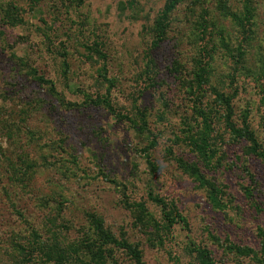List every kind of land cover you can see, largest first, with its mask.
<instances>
[{
  "label": "rangeland",
  "instance_id": "374dc122",
  "mask_svg": "<svg viewBox=\"0 0 264 264\" xmlns=\"http://www.w3.org/2000/svg\"><path fill=\"white\" fill-rule=\"evenodd\" d=\"M222 1L242 15L243 0ZM164 2L0 0V6L20 7L25 22L14 28L0 23V264H52L37 253L21 263L13 245H27L31 231L47 246L66 252L78 248L70 258L65 254L68 264H88L82 246L94 238L90 216L101 217L116 237L123 231L129 241L138 243L144 264H189L183 255L188 242L206 247L219 264H258L229 248H260L264 160L246 154V143L229 139L219 121L213 137L221 163L208 176L221 184L226 207L214 209L205 191L174 161V157L194 161L187 148L174 142L190 116V103L177 82L162 72L174 59L187 69L193 65L200 46L194 24L200 10L208 11L210 23L216 20L224 29L229 49L220 45L216 34L206 37L208 47L214 46L210 85L234 94L235 124L246 116L264 147V0H250L252 17L243 24L246 33L232 17L218 14L217 0L196 7L186 0L172 15L167 38L155 55L161 69L157 84L144 90L139 75L150 40L147 29ZM43 32L50 36V46ZM94 41L101 44L112 87L99 77L103 61L83 48ZM238 48L243 57L234 70L235 59L229 54L235 56ZM62 60L68 64L67 78L60 72ZM28 67L51 81L59 97L29 76ZM233 72L235 79L229 84ZM108 89L111 103L121 113L133 116L134 104L146 112L148 132L139 135L126 120L84 104L83 93L105 94ZM60 97L68 104L63 105ZM150 138L156 141L149 151L157 168L153 182L175 202L189 225L187 235L177 226L162 244L137 230L123 205L126 198L144 201L149 212L159 216L145 192L150 176L141 151ZM115 258L118 264H130L118 251Z\"/></svg>",
  "mask_w": 264,
  "mask_h": 264
},
{
  "label": "trees",
  "instance_id": "16d2710c",
  "mask_svg": "<svg viewBox=\"0 0 264 264\" xmlns=\"http://www.w3.org/2000/svg\"><path fill=\"white\" fill-rule=\"evenodd\" d=\"M84 0H75V3L82 4ZM213 0H190V6L196 7L199 5L205 6ZM215 1V0H214ZM186 0H165L162 8L159 10L153 19L147 33L150 37L148 48L145 52L144 68L139 75L141 83L144 85V90H148L157 84L159 79L158 61L155 55L158 54L161 45L167 38L168 31L172 25V15ZM218 14L223 18L232 17L236 25L245 32L243 27L244 22L251 20L252 12L250 7V0H243L242 15L235 14L229 10L222 0H217ZM189 7V6H188ZM198 20L195 22L196 33L195 36L200 42L196 57L192 60L193 65L187 69L179 60L174 59L163 67L165 69L162 73L163 76L173 78L178 84V88L183 91L190 103V116L184 122V128L180 132V136L175 137V143L182 145L192 154L194 161L184 159L183 157H174V161L184 174L189 176L200 189L205 191L207 199L214 209H223L226 207L224 196L226 195L222 189L221 184L216 180L211 179L208 174L219 170L220 157L217 137L216 126L221 121V129L227 134L229 139L237 142H245V153L264 160V147L258 141L257 136L251 130L250 125L244 116L239 126L234 122V110L232 105V98L234 94L224 93L216 87L210 85V74L212 71L210 57L212 56L213 47H208L206 37L214 33L220 37V45L227 48L223 39L224 29L219 26L216 20L210 23V14L205 9L200 10ZM0 23L4 27L14 28L23 26L24 19L21 16L20 7L14 3H7L0 6ZM40 30V28H37ZM211 30V31H210ZM1 33V32H0ZM246 33V32H245ZM43 37L48 46L52 44L51 38L48 34L43 32ZM210 41V40H208ZM83 48L90 56H97V59L103 61L99 68V77L104 80L109 87L113 86V82L107 78V63L106 57L101 49V44L94 41L91 44H83ZM59 51V50H58ZM57 51V52H58ZM59 56L61 52H58ZM234 61V70L241 63L243 54L238 48L235 56L229 54ZM208 57V59H207ZM91 59V57H90ZM105 61V62H104ZM26 65V63H23ZM60 72L63 78H67L68 64L66 60H62L60 64ZM28 74L38 84L48 88L50 94L58 96L59 94L54 88L51 81L46 80L41 75H37L35 70L28 67ZM229 84L234 82V72L229 76ZM164 82L165 80H160ZM165 83V82H164ZM143 91L140 92V95ZM84 104L93 107H102L111 116L119 119L126 120L131 128L139 135L148 132L146 112L139 108L136 104L133 105L134 114L129 117L127 114L118 111L111 103L109 97V89L105 94L85 95ZM140 96L134 100L138 101ZM63 105L68 104L60 97ZM66 103V104H65ZM194 122L193 126L189 124ZM215 139V140H213ZM156 146L154 138H150L148 144L142 149L141 153L145 158L148 168V175L150 178L146 181V198L153 204L159 211V216L155 217L148 210L144 201H129L126 198L123 205L126 209L130 210L133 219V226L147 235L152 242L162 244L166 237L172 236V231L178 226L180 231L186 235L189 231L187 220L178 211L176 204L173 200L167 199L164 194H161L158 186L153 182L157 168L150 160L149 151ZM221 163V162H220ZM18 173V172H17ZM22 175V173H21ZM26 179V174L22 175ZM20 179V178H19ZM24 181V180H23ZM247 195H250L247 192ZM90 229L93 233V239L84 243L82 247L86 250L84 257L89 258L88 264H118L116 262L115 253L118 251L122 253L130 262V264H144L142 251L138 243L129 241L125 232L121 231L116 237L111 234L105 227L104 222L99 216H90ZM176 227V228H175ZM258 238L261 239L260 248L254 251L251 248H241L236 245H230L229 250L238 256H248L255 260L258 264H264V228L257 229ZM27 240L28 246L23 244L13 245L17 255L21 257V263L30 261L34 254H39L45 262L52 264H68L67 257L70 258L72 253L76 254L78 248L73 251L59 250L52 245H45L41 243L40 237L36 232L31 231ZM65 254L67 257H65ZM183 255L188 259L189 264H219L213 258L212 253L204 246H199L193 242H188L183 251ZM82 263V262H81Z\"/></svg>",
  "mask_w": 264,
  "mask_h": 264
}]
</instances>
